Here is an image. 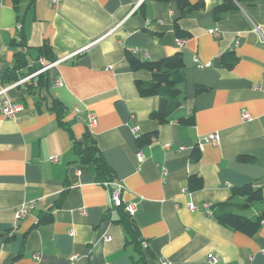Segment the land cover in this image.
Here are the masks:
<instances>
[{
	"label": "crops",
	"instance_id": "0c3cea01",
	"mask_svg": "<svg viewBox=\"0 0 264 264\" xmlns=\"http://www.w3.org/2000/svg\"><path fill=\"white\" fill-rule=\"evenodd\" d=\"M138 1L0 0V91L13 84L7 76L18 54L25 62L15 71L19 79L34 65L53 64L40 85L35 78L0 94V264L137 259L118 223L123 208L110 203L114 187L74 151L89 141L111 182L122 186V202L137 205L131 219L147 264H208L209 255L217 264H264V220L247 236L213 218L221 204L242 201L234 188L251 186L264 199V0H230L224 11L223 0H186L203 8L185 17L175 0ZM175 22L188 37H176ZM45 44L50 55L38 59ZM126 50L148 61L182 55L185 101L169 123L149 120L159 99L139 96L135 82H149L150 74L132 72ZM4 100L23 107L15 119L3 115ZM88 113L96 117L93 128ZM191 116V126L176 121ZM150 133L151 142L139 145ZM210 134H218V144L203 142ZM196 147L200 158L192 162ZM192 175L202 189L187 190ZM24 204L33 208L16 221L14 211ZM261 212L264 202L244 215ZM48 214L50 222H38Z\"/></svg>",
	"mask_w": 264,
	"mask_h": 264
},
{
	"label": "trees",
	"instance_id": "16d2710c",
	"mask_svg": "<svg viewBox=\"0 0 264 264\" xmlns=\"http://www.w3.org/2000/svg\"><path fill=\"white\" fill-rule=\"evenodd\" d=\"M155 1L163 2L167 0ZM175 1L177 2L180 9L181 17L192 15L203 8L202 1L193 5L189 4L186 0ZM223 1L224 2H222L221 6L218 8L219 11L232 8L230 0ZM174 32L178 39H184L188 37L187 33L180 30L177 22L174 23ZM21 43L22 42H19L18 45H21ZM37 51L39 53L38 59H47L51 52L50 47L46 44L38 48ZM125 57L132 72L145 71L150 74L149 82H135V86L140 97H157L159 99L158 108L150 113L149 120L159 125L167 124L172 121L174 114L184 105L185 101V96L182 90L179 88V85L184 80V64L182 55L180 53H175L170 57H165L157 61H148L145 59H140L136 53L126 50ZM24 67L25 62L23 61L22 55L18 54L16 56V65L12 70L13 72L7 76L9 83H15L19 80V77L15 74V71H19ZM40 68L41 67L34 65L33 68H29V71L32 73ZM42 76L43 74L35 77L37 78V85L42 83ZM35 78L29 81L33 82ZM203 91H205L204 88L196 89V93H201ZM176 121L183 126H191L194 124L193 116L187 118L180 117L177 118ZM87 135L88 134L84 136L86 143ZM154 137L155 133L140 136L138 138V144H149ZM74 148L80 164L93 167L101 181L111 182L112 178L110 176L109 169L100 157L95 142L89 141L86 148H83L80 144H75ZM199 158L200 151L196 147L191 153V160L192 162H196ZM248 159L249 158L246 156L239 157L240 161H245ZM200 189H202V179L197 175L190 176L187 179V190L193 192ZM232 195L242 198V201L238 203L225 202L221 204L219 209L213 213L214 220L219 225L233 231L241 232L247 236L254 235L264 220V212H261L255 219L248 218L244 215V213L249 211L253 204L264 202L261 191L254 190L251 186H243L234 188L232 190ZM119 210L121 211V216L118 223H120L124 228L127 241L133 245L134 250L138 255L137 259H132L131 263L147 264V254L146 251L143 250L141 246L142 244L138 239V231L135 224L133 223L131 217L124 213L123 209ZM51 219V216L48 214L42 216L38 222H50Z\"/></svg>",
	"mask_w": 264,
	"mask_h": 264
},
{
	"label": "built area",
	"instance_id": "2783aa9c",
	"mask_svg": "<svg viewBox=\"0 0 264 264\" xmlns=\"http://www.w3.org/2000/svg\"><path fill=\"white\" fill-rule=\"evenodd\" d=\"M49 1H50V4L52 6H56L57 4H59V2L61 0H49ZM141 2H142V0H139L137 2V5H140ZM116 27H118V26H116ZM16 28H17V30H20L21 26L18 24ZM263 42H264V40H263ZM90 47H91V45H88L85 48H83L82 50H80L79 52H77L76 54H74L72 56H69L67 58H64L61 61H66V60H68V59H70V58H72L74 56H77V55H79V54H81L83 52H86V51H88L90 49ZM22 52L25 53L26 52V48H23ZM50 65H53V64H50ZM50 65H47V66L41 65L42 67L40 69L30 73L28 76H26L24 78L19 79L17 82L11 84L9 87L3 88L0 91V94H4L9 89L15 88L16 86H19V85H21V84H23V83H25V82L37 77V76L43 74L50 67ZM200 67H202V66H200ZM57 85H60L59 81H57ZM22 110H23V107L21 105L13 104V103L9 102L8 100H4L2 102L1 111H2L3 115L5 117H7V118L15 119L17 114L19 112H21ZM248 119H249L248 114L243 112L242 120L243 121H247ZM96 123L97 122H96L95 115L92 114V113H88L87 116H86L87 127L88 128H93L94 126H96ZM203 142L205 144L216 145L219 142V136H218V134H210V135L205 136L203 138ZM136 159H137L138 163L142 162L141 156L139 154L136 155ZM51 160L55 161L54 158H52ZM103 185L105 187H108V186H111V185L114 187L112 189L111 193H110L111 206L114 207V208H123L126 213H128L130 216H133L134 213L136 212L137 205H136V203L124 204L122 202L121 197H120L122 186L118 182H104ZM32 208H33V204L21 205L19 208H17L14 211V219L17 221V220H20V219L24 218L27 215V213L29 212V210H31ZM188 208H189V210H193L194 209V207L191 204L188 205ZM106 240H109V238H106ZM36 258H37V256H36ZM217 262H218V260H217V258L215 256L209 255L207 257V263L208 264H217ZM159 264H167V263L164 262V261H160Z\"/></svg>",
	"mask_w": 264,
	"mask_h": 264
},
{
	"label": "rangeland",
	"instance_id": "374dc122",
	"mask_svg": "<svg viewBox=\"0 0 264 264\" xmlns=\"http://www.w3.org/2000/svg\"><path fill=\"white\" fill-rule=\"evenodd\" d=\"M102 184H104V183H102ZM126 213V212H125ZM128 216H130L128 213H126ZM248 216H249V214H248ZM130 217H132V216H130Z\"/></svg>",
	"mask_w": 264,
	"mask_h": 264
},
{
	"label": "bare ground",
	"instance_id": "6f19581e",
	"mask_svg": "<svg viewBox=\"0 0 264 264\" xmlns=\"http://www.w3.org/2000/svg\"><path fill=\"white\" fill-rule=\"evenodd\" d=\"M30 73V72H29Z\"/></svg>",
	"mask_w": 264,
	"mask_h": 264
}]
</instances>
